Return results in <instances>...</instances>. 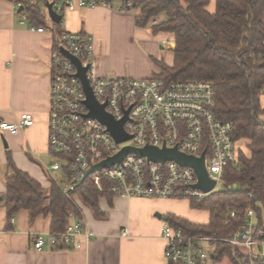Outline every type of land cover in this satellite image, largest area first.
Masks as SVG:
<instances>
[{
    "label": "built area",
    "instance_id": "2783aa9c",
    "mask_svg": "<svg viewBox=\"0 0 264 264\" xmlns=\"http://www.w3.org/2000/svg\"><path fill=\"white\" fill-rule=\"evenodd\" d=\"M52 4L60 16L76 8L111 7L107 0L79 1L45 0ZM15 9H19L17 5ZM116 10L137 14V6L131 2L119 5ZM23 21H26L23 15ZM161 19L150 20L157 25ZM31 31L45 33V27H30ZM50 30V29H49ZM169 41L164 40L166 48ZM66 51L87 68L86 76L96 102L105 105V111L115 120L126 117L123 130L130 139L117 143L107 128L88 116L86 94L77 76V67L65 57ZM95 48L92 38L83 33H61L56 37L50 59V109L48 115V151L59 161L51 166L53 171L64 173L58 185L63 195L74 196L86 180L98 190L107 184L108 192L121 198H152L168 200H201L217 192V186L226 187L223 177L230 167L238 169L241 148L234 140V126L221 121L214 113L215 90L204 81L167 82L160 76L148 79H101L94 72ZM264 98V87L261 91ZM34 124L31 114L23 113L17 123L0 122V132L16 134ZM175 148L179 153L193 158L204 155V167L215 187L210 194L194 189L197 183L191 168L168 161L164 164L148 162L138 154H127L121 163L102 168L82 182L85 172L93 166L119 154L123 148L143 149ZM63 163V164H62ZM228 189L236 185L227 186ZM243 228L229 238L219 239L186 234L182 229L165 224L161 237L165 241L164 259L167 264H206L213 261L214 253L208 254L205 244L224 243L239 249L251 261L264 257V238L254 230L251 219L253 210L248 209ZM230 217H234L231 213ZM11 222H13L11 220ZM127 231L122 232L127 236ZM94 234L69 215L63 232L49 233L47 238L35 235L33 248L41 251L46 245L55 251L63 248L79 250L89 243Z\"/></svg>",
    "mask_w": 264,
    "mask_h": 264
},
{
    "label": "crops",
    "instance_id": "0c3cea01",
    "mask_svg": "<svg viewBox=\"0 0 264 264\" xmlns=\"http://www.w3.org/2000/svg\"><path fill=\"white\" fill-rule=\"evenodd\" d=\"M72 1L77 4L92 0ZM17 5L13 0H0V122L15 124L21 114L29 113L34 124L16 134L0 132V197L6 192V178L10 175L8 153L18 170L45 189L51 180L56 181L54 174L62 173L51 169L59 159L48 151L49 70L58 35L52 22L47 23L46 4L42 7L45 33L31 31L32 25L23 21L24 14L15 9ZM119 5L121 2L111 1V7L65 12L59 30L92 38L96 77L148 79L161 74L159 65L172 67V37L155 36L150 26L138 28L135 14L116 10ZM206 10L214 13L215 0H210ZM164 40L169 41L166 48L162 47ZM261 119L264 121V116ZM47 157L54 161L45 164ZM79 208L81 216L77 221L94 234L93 239L84 242L79 250L55 251L46 245L36 251L32 238L39 234L47 238L51 216L39 215L30 221L22 210L9 222L8 230L6 210L0 205V264H167L161 237L167 224L164 217L172 215L194 224H207L209 220L207 212L192 209L186 199L102 197L98 201L103 215L100 217L83 204ZM124 230L127 236L122 235ZM224 261L229 264L227 259Z\"/></svg>",
    "mask_w": 264,
    "mask_h": 264
},
{
    "label": "trees",
    "instance_id": "16d2710c",
    "mask_svg": "<svg viewBox=\"0 0 264 264\" xmlns=\"http://www.w3.org/2000/svg\"><path fill=\"white\" fill-rule=\"evenodd\" d=\"M12 1V0H9ZM22 8L27 21L34 27H46L42 12L45 0H13ZM121 5L131 2L137 6L135 24L150 26L152 34L169 35L174 42L173 65H159L167 82L204 81L215 90L214 113L217 119L234 126V140L246 142L248 157L240 151L238 169L226 170V187L201 200H188L194 210L209 215L207 224H194L172 215L165 222L186 234L219 239L239 232L250 208L256 217L254 230L264 238L261 207L264 206V0H215V11L206 8L210 0H107ZM52 23L54 32L61 34L60 25ZM10 175L0 205L6 210V229L19 211H26L30 221L39 215H50L52 233L63 232L73 213L80 219L81 210L75 199L88 207L96 217L103 216L98 208L100 198L112 195L107 184L102 192L86 180L74 196H65L56 181L43 188L27 174L18 170L10 154L7 156ZM236 185L234 189L227 186ZM234 213V217H230ZM62 250H68L63 248ZM227 259L229 264H264L258 258L250 260L239 249L224 243L215 244L214 263Z\"/></svg>",
    "mask_w": 264,
    "mask_h": 264
},
{
    "label": "water",
    "instance_id": "95a60500",
    "mask_svg": "<svg viewBox=\"0 0 264 264\" xmlns=\"http://www.w3.org/2000/svg\"><path fill=\"white\" fill-rule=\"evenodd\" d=\"M46 9L48 17L52 23L58 24L62 21V16L57 15L53 11L51 3H46ZM21 11L22 8L19 7L18 12ZM62 53L77 67V76L80 78L86 94V101L84 104L89 110L88 116L101 122L117 143L128 141L130 137L126 135L123 130V124L126 121V117L121 121H115L105 111V105H100L96 102L86 76L87 68H81L78 60L70 56L66 51L63 50ZM127 154H138L145 157L148 162L152 163L164 164L165 162L172 161L177 163L179 166L191 168L197 177V183L193 186V188L200 190L204 194H210L215 187V182L209 179L204 167V155L200 158H193L179 153L175 148L167 149L163 147L162 149H157L150 146L143 149H134L130 147L123 148V150L116 156L93 166L90 170L85 172L82 182H84L89 175L100 171L102 168H107L116 163H121L123 157Z\"/></svg>",
    "mask_w": 264,
    "mask_h": 264
},
{
    "label": "rangeland",
    "instance_id": "374dc122",
    "mask_svg": "<svg viewBox=\"0 0 264 264\" xmlns=\"http://www.w3.org/2000/svg\"><path fill=\"white\" fill-rule=\"evenodd\" d=\"M47 23L50 24V20L49 19H47ZM98 78L109 79V78H112V77L109 76V78H103V77L98 76ZM261 104L264 105V98L263 97L261 98ZM238 145H239V147H241V151H242L243 155L245 157H248L249 154H248V150H247V147H246V145H247L246 142L245 141H241V142L238 143ZM53 161H54L53 157H47V159L44 162H45V164H47V163L51 164ZM54 176H55L54 179L57 181V183H59L60 179H64V173L63 172L62 173H57L56 175L54 174ZM90 184L93 185L96 188V186L91 181H90ZM102 184L103 185H102V189L101 190H98L96 188L100 192H102L104 190L105 183L103 182ZM221 189H222L221 186H217V190L218 191L221 190ZM73 197H76V196H73ZM75 201H76V203H77V205L79 207L81 202L78 199H75ZM261 218H262V221L264 223V206L261 207ZM251 222L254 225L256 224V217L255 216H253V218L251 219ZM204 249L210 255V254L214 253L215 246L214 245H210V244H205L204 245ZM208 264H214V263L212 262L211 259H209ZM217 264H226V262L223 259V261L221 263H217Z\"/></svg>",
    "mask_w": 264,
    "mask_h": 264
}]
</instances>
